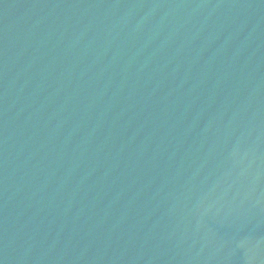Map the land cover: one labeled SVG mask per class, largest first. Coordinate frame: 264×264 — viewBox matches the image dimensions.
Here are the masks:
<instances>
[{
  "label": "water",
  "instance_id": "1",
  "mask_svg": "<svg viewBox=\"0 0 264 264\" xmlns=\"http://www.w3.org/2000/svg\"><path fill=\"white\" fill-rule=\"evenodd\" d=\"M0 264H264V0H0Z\"/></svg>",
  "mask_w": 264,
  "mask_h": 264
}]
</instances>
